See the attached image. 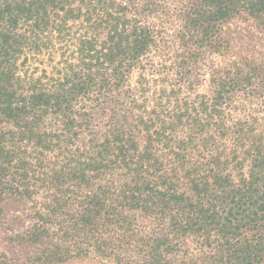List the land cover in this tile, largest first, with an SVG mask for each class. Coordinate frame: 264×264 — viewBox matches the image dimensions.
I'll use <instances>...</instances> for the list:
<instances>
[{
	"label": "trees",
	"instance_id": "1",
	"mask_svg": "<svg viewBox=\"0 0 264 264\" xmlns=\"http://www.w3.org/2000/svg\"><path fill=\"white\" fill-rule=\"evenodd\" d=\"M0 241L264 264V0H0Z\"/></svg>",
	"mask_w": 264,
	"mask_h": 264
},
{
	"label": "rangeland",
	"instance_id": "2",
	"mask_svg": "<svg viewBox=\"0 0 264 264\" xmlns=\"http://www.w3.org/2000/svg\"><path fill=\"white\" fill-rule=\"evenodd\" d=\"M240 26H241L242 29L245 28L246 31H247V28L244 27L245 26L244 24H241ZM246 31L243 32V35H244V37L248 38L249 33H247ZM249 39H250V37H249ZM3 246H4L3 242L0 241V248L3 247ZM14 249H16V248L14 247Z\"/></svg>",
	"mask_w": 264,
	"mask_h": 264
}]
</instances>
